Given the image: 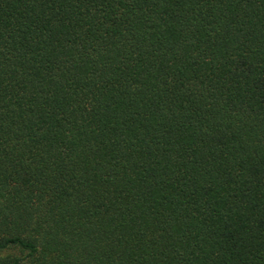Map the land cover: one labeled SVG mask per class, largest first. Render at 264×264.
<instances>
[{"label":"trees","instance_id":"16d2710c","mask_svg":"<svg viewBox=\"0 0 264 264\" xmlns=\"http://www.w3.org/2000/svg\"><path fill=\"white\" fill-rule=\"evenodd\" d=\"M0 264H264V0H0Z\"/></svg>","mask_w":264,"mask_h":264}]
</instances>
